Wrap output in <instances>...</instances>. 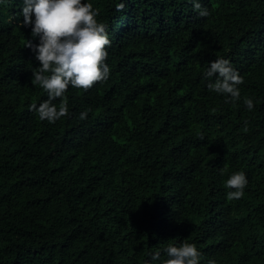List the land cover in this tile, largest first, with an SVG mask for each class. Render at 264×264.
Instances as JSON below:
<instances>
[{
  "label": "trees",
  "instance_id": "obj_1",
  "mask_svg": "<svg viewBox=\"0 0 264 264\" xmlns=\"http://www.w3.org/2000/svg\"><path fill=\"white\" fill-rule=\"evenodd\" d=\"M82 3L107 25L109 78L69 86L52 124L29 110L48 98L25 47L39 37L23 0H0V264H162L185 240L200 264H264V0H201L207 17L190 0ZM219 57L243 77L236 103L207 88ZM235 171L248 184L228 200Z\"/></svg>",
  "mask_w": 264,
  "mask_h": 264
},
{
  "label": "clouds",
  "instance_id": "obj_2",
  "mask_svg": "<svg viewBox=\"0 0 264 264\" xmlns=\"http://www.w3.org/2000/svg\"><path fill=\"white\" fill-rule=\"evenodd\" d=\"M190 2L199 17L209 15L208 8L202 5L201 0ZM23 3L21 26L30 27L31 35L39 37L38 44L28 41L25 45L39 62V67L32 71L31 84L42 88L48 97L38 106L32 103L29 110L36 112L41 121L54 124L69 115L65 97L69 86L87 91L97 82L107 81L110 69L106 63V46H111V40L107 25L96 19L99 9L91 3H82V0H23ZM124 8L123 2L116 4L117 11ZM205 78L209 81V91L225 96L226 103L240 100L239 85L244 82L243 77L228 59L219 57L210 62ZM57 100L59 104L54 103ZM244 103L249 111L253 109L252 99H245ZM88 111L90 109L81 112L79 119L85 120ZM247 123L245 121V131ZM220 171L223 175L227 167ZM247 184L244 172L231 173L225 182V187L229 189L227 199H241ZM165 252L167 258L162 264H200L201 253L194 243L186 240L178 246L169 244ZM151 258L153 261L159 260L160 253L157 251ZM208 264H215V261L209 260Z\"/></svg>",
  "mask_w": 264,
  "mask_h": 264
}]
</instances>
